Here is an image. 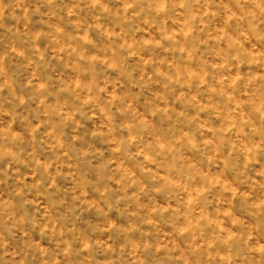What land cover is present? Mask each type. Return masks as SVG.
I'll return each mask as SVG.
<instances>
[{
	"label": "clouds",
	"instance_id": "obj_1",
	"mask_svg": "<svg viewBox=\"0 0 264 264\" xmlns=\"http://www.w3.org/2000/svg\"><path fill=\"white\" fill-rule=\"evenodd\" d=\"M0 264H264V0H0Z\"/></svg>",
	"mask_w": 264,
	"mask_h": 264
}]
</instances>
